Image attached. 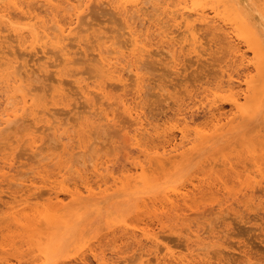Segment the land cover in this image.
<instances>
[{
	"label": "rangeland",
	"instance_id": "374dc122",
	"mask_svg": "<svg viewBox=\"0 0 264 264\" xmlns=\"http://www.w3.org/2000/svg\"><path fill=\"white\" fill-rule=\"evenodd\" d=\"M22 1L26 0L19 3ZM97 1L89 2L94 5L88 6L87 15H82L84 19L74 25L77 27L74 37H79V41L72 39L81 47L77 44L73 49L75 41L71 40L72 45L68 42L75 65L64 67L61 54L56 52L50 53L54 57L46 60L41 53L35 56L30 46L34 44L32 40L28 41H32L30 45L27 42L29 47L25 50L16 41L18 45L11 43L16 36L12 32V39L3 36V43L7 38L11 40L5 44L11 43L14 53L21 52L15 53L17 61L21 60L18 66L28 63L27 69L34 72L30 97L35 103L33 114L29 110L14 130L0 134V264H165L164 261L168 264H264V0H216L206 8L211 18L215 17L213 7H218L222 18L236 19L240 14L262 40L261 56H256L247 42L240 41L237 32L222 19L219 22L222 29L217 30L194 23L199 41L195 53L189 45L191 42H184L185 30L168 21L171 16L160 15V11L153 12L151 8L148 14L145 11L148 24L139 28L140 22L136 23L150 52L142 63L144 81L140 94H137L135 73L124 68L129 65L128 61L121 60L120 66L124 63L122 68L127 70H122L124 77L119 82L111 79L97 59L96 49L99 50L98 45L106 37L121 46L130 39L123 17L114 9L117 0H100V5ZM75 3L59 5L64 9L59 21L64 23L68 13L74 12L71 6L75 7ZM30 4L29 8L35 12L30 11L33 16H38V12L40 16L47 14L48 10L41 4ZM158 19L165 20L163 29L147 30ZM25 20L14 16V24L19 25L14 27L21 28L20 25L27 23ZM53 23L49 24L53 26ZM224 34H228V39ZM162 35L173 40L175 47L170 46L172 41L163 44ZM100 37L104 38L98 41ZM5 44L0 47H8ZM16 45L20 47L18 51ZM2 53L0 48V59ZM259 60H263L260 65ZM2 62L0 71L6 69ZM31 64L34 71L30 69ZM35 64L42 68L47 64L49 72L40 71L41 67L36 71L39 66ZM44 69L48 70L47 66ZM1 83L0 94L7 90L5 83L3 87ZM79 85L91 88L102 85L105 89L108 85L105 95L92 94L93 101L98 102V111L85 108L86 100ZM10 90L6 93L17 95L15 89L12 93ZM59 94L65 98L58 97ZM3 95L0 96L1 111L5 102ZM118 99H128L143 114L148 135L145 132L140 136L139 145L134 140L139 126L124 112ZM236 99L239 107L233 105ZM57 101L63 102L59 106ZM112 103H118L119 108ZM100 104L105 110H99ZM42 110H48L50 115L54 112L55 117L48 115V119L60 124L62 132L45 122L40 114ZM106 110L104 114L116 118L112 123L104 120L105 115L104 121L100 119ZM93 119L99 120V124L92 122ZM95 125L102 126L98 129ZM183 131L187 136L184 140ZM175 146L179 152L171 155L175 157L170 162V157L165 158L168 161L163 159L164 164L157 162L156 156ZM100 162L101 171L97 173L94 166ZM87 184H92L94 189L91 196L86 191ZM78 191L82 192V198L73 201L70 192ZM56 193L63 202L57 201ZM172 199L175 206L168 201ZM47 211L59 217L52 220V226L44 220L43 224L39 223Z\"/></svg>",
	"mask_w": 264,
	"mask_h": 264
},
{
	"label": "bare ground",
	"instance_id": "6f19581e",
	"mask_svg": "<svg viewBox=\"0 0 264 264\" xmlns=\"http://www.w3.org/2000/svg\"><path fill=\"white\" fill-rule=\"evenodd\" d=\"M37 1V2H36ZM36 1H34V0H26L25 1V3L23 2V3H19V0H0V39H1V41H0V44H1V46L3 45L4 46V44L5 43H9V42H11V40L10 41H8L9 39H12V34H10L11 32L13 33V34H15L16 36H15V39H13L14 40V42H11V43H18L19 44V46H21V48H24L25 50H27V46L29 47V45L31 44V42L33 41L34 42V44L36 43L37 45V47H33L34 46V44L33 45H30L31 46V48L34 50V54H35V56H38L40 53L43 55V57H45V60L46 59H50V57H52V56H50V53H52V52H56V53H60L61 55H59V56H61L62 57V60H61V62H62V64H64V67L65 66H69V65H71V64H73V65H75V62H76V59L75 60H73V58H74V56H71V55H74V54H71V52H72V49L71 48H73V49H75L74 48V46H77V44H78V42L76 41V40H78L79 39V37L77 38H75L74 36V34H75V30H76V28L77 27H74V25H77V24H79L84 18H83V16L82 15H87V10L88 9H90L88 6H90V7H92L94 4H95V2H93V0H75V2H73V0H36ZM96 1V0H95ZM100 1V0H99ZM99 1H97V3L96 4H99L100 5V2L101 1H103V0H101L100 2ZM122 1V0H121ZM118 2V0H117V3H119L120 5H118L117 3L116 4H114V2H116V0L113 2V4L116 6H114L115 8L114 9H118L117 10V12L119 13V16H122L123 17V21H124V25L126 26L127 25V27H125V29L126 28H128V30L127 31H129L128 32V36L130 37V39H127V40H129V41H126V43L127 42H129V43H127V44H125L124 46H123V44H122V46H121V44H118L119 42H115V41H113L110 37H106V39H104V42H102V44H99L98 45V47H99V50L98 49H96L97 51H99L98 53H97V56H98V61L100 62V64L102 65V69H104V71L106 72V73H108V74H110L111 75V79L113 78V79H115V80H117V81H119V82H122V78L124 77V76H122V70H123V72H124V70L125 69H123L122 67H123V65H124V63H123V65L122 66H120L121 65V60H126V61H128L129 63V65L126 67V66H124V68H129V69H131V72L133 73H135V76H136V80H137V86H138V88H137V94H140L141 93V90H142V82L144 81L143 80V77H142V75H143V73H141V70H142V67H143V65H142V63L144 62V58L146 59V56H150V52L148 51V49L146 48V45L147 44H145V40H143L142 38L144 37V35H142L141 34V31L142 30H140L139 31V29L137 28L138 27V25H136V23H137V21H139L140 22V24L141 25H139V28H140V26H146V21L148 20V19H146L145 17L147 16V14H148V10H150V8H151V10L152 9H154L153 10V12H158V11H160L161 12V14L160 15H163V16H168V18H169V16H171L172 18H171V20H168L169 22H171V21H173V23H174V25H175V27H178L179 29H184L185 31H184V35H185V37H184V39H185V41L184 42H191V44H189V45H191V47H192V49L194 50V52L196 53L198 50H196L197 49V46H199L198 44V42L199 41H197V36L195 35V33H194V30H195V24L194 23H196V22H198V23H201V24H203V25H207V26H211V27H213L212 29H214V30H217V29H222V27L220 28L219 27V22H220V20L222 19V21L225 23V25H231V27L233 28V30H235V32H237V34H236V37L240 40V41H244V42H247L248 43V46L249 47H251L252 49H253V51H254V53H255V55L256 56H261V51H262V43H261V41L262 40H260V38L256 35V33H255V31L253 30V28L252 27H250V25H249V23L239 14L238 16H236L237 18L236 19H232V18H230L231 16H229V17H224V18H222L221 17V13L219 12V10H218V7H213L212 9H213V11H214V13H215V17H213V18H211L210 16H209V14H208V12H207V10H206V8H207V6H208V4H213L216 0H123V2ZM227 1H229V0H227ZM31 2H33V4H35V5H37V3H39V4H41V6H43V8H45V9H47V10H45V12L47 13V14H44V15H41L42 17H46L45 19H41V16L39 15V12L37 13L38 14V16H33V14L32 13H34L35 14V12H32V11H34V10H32L31 8H29L30 6H31ZM60 2H62V4L60 3ZM89 2H93L92 4H90ZM99 2V3H98ZM105 2H107V1H105ZM224 2H226L225 0H224ZM60 3V4H59ZM75 3V7L74 6H71V7H73V9H74V12H71V13H68V18L67 19H65V22L63 23L62 21H59L58 20V17H59V15L60 14H62L63 12H64V9H62L61 10V7L60 6H62L63 4H66V6H68V5H73ZM78 3V4H77ZM104 3V2H103ZM109 3H111V2H109ZM108 3V4H109ZM24 4H26V5H24ZM33 4H32V6H33ZM38 4V5H39ZM160 4H162V6L160 5ZM60 5V6H59ZM102 5V4H101ZM112 5V4H111ZM148 5L150 6L149 8H147L148 7ZM236 5V4H235ZM95 6H97V5H95ZM104 6V5H103ZM110 6V5H109ZM147 6V7H146ZM230 6H231V4H230ZM27 7V8H26ZM70 7V8H71ZM64 8V7H63ZM111 8V7H110ZM34 9V8H33ZM32 10V11H31ZM37 10V9H36ZM35 10V11H36ZM49 10H50V13H49ZM108 10H110V9H108ZM150 10V11H151ZM14 11L16 12V14L14 15ZM32 13H31V12ZM91 11V10H90ZM147 12V14H146V12ZM86 12V13H85ZM111 12V11H110ZM112 12H113V10H112ZM118 13H117V15H118ZM235 13V12H234ZM36 14V15H37ZM49 14H51L50 15V17H48L47 18V16H49ZM89 14V13H88ZM121 14V15H120ZM156 14H158L159 15V13H156ZM18 16V17H20V18H22V19H26L24 22H26L27 21V23L23 26V25H20L21 26V28H16V27H14V23H16V22H14V16ZM47 15V16H46ZM40 16V17H39ZM52 16V17H51ZM162 16V17H163ZM61 17V16H60ZM122 17H120V18H122ZM152 17H154V16H152ZM83 18V19H82ZM191 18L193 19L194 18V20H191ZM50 19H52V22H51V20ZM163 19V18H162ZM162 19H158V21L156 22L155 21V23H153V24H151L150 22L151 21H148L150 24H149V26H148V28H147V30H151V29H153V28H157L156 29V31L157 30H162L163 29V25H164V23H165V20H162ZM17 20V19H16ZM46 20H48V21H46ZM49 20H50V22H49ZM156 20H157V18H156ZM33 21H35V22H33ZM162 21H164V22H162ZM53 23V26H51L49 23ZM122 23V22H121ZM166 23H167V21H166ZM218 23V24H217ZM137 24H139V23H137ZM148 24V23H147ZM217 24V25H216ZM2 25H4V28H2L3 26ZM50 25V26H49ZM123 25V24H122ZM123 25V26H124ZM136 25V26H135ZM169 25V24H168ZM15 26H19V25H15ZM197 26V25H196ZM237 28H235V27ZM171 27H173L172 25H171ZM200 27H202V26H200ZM198 29V28H197ZM5 30H7V31H9V34L11 35V36H8V35H6L7 33H4L5 32ZM145 30V29H144ZM164 30H165V28H164ZM169 30V29H168ZM167 30V31H168ZM6 31V32H7ZM162 32V31H161ZM161 32H159V33H161ZM172 32V31H171ZM211 32V31H210ZM5 35H4V34ZM158 33V34H159ZM165 33V32H164ZM168 33H170V32H168ZM3 34V35H2ZM161 34H163V33H161ZM171 34V33H170ZM152 35V34H151ZM160 35V34H159ZM226 37H227V39H228V34H224ZM3 36H7V37H9V39L7 38L5 41H4V43L2 42V39H4L3 38ZM153 36V35H152ZM163 36V35H162ZM213 36L214 37H216L217 36V34H216V36L214 35V33H213ZM11 37V38H10ZM74 37V38H73ZM149 37V36H148ZM147 37V39H149ZM191 37V38H190ZM226 37L225 38H223L224 40L226 39ZM76 39V40H73V39ZM104 37H100V38H98L97 40L99 41H101L102 39H103ZM146 38V37H145ZM169 38H171V37H169ZM12 40V41H13ZM29 40H32V41H30V43L28 42ZM71 40H73V41H75V45H72L71 43L73 42H71ZM81 40V39H80ZM162 41L161 42H163V44L164 43H166L167 45L168 44H170V41H172V44H170V46L172 45L173 47L172 48H174L175 47V45L173 44L174 42H173V40H169L168 39V36H163L162 37V39H161ZM16 41V42H15ZM70 41V45H72V47L70 48L69 47V44H68V42ZM79 41V40H78ZM220 41H222V40H220ZM227 41V40H226ZM229 41V40H228ZM27 42L29 43V45L27 44ZM181 42V41H180ZM7 44L8 45V47H6V48H8V50H13V49H15L14 47H13V45L12 44ZM16 43V44H17ZM150 43H151V41H150ZM228 43H230V44H232V42H228ZM17 44V45H18ZM26 44V45H25ZM9 45H11V47L9 46ZM16 45V46H17ZM119 45V46H118ZM157 45V44H156ZM180 45V44H179ZM201 45V44H200ZM228 45V44H227ZM15 46V47H16ZM19 46H17L16 47V50H17V48L19 47ZM78 46H79V44H78ZM158 46V45H157ZM170 46H168V48L170 47ZM202 46V45H201ZM13 47V48H12ZM81 47V45L79 46V48ZM229 47V46H228ZM1 48V50H2V48H3V53H2V55H3V57H6V59L5 60H3V57L0 59L1 61H3L2 63V66H3V68L5 69V70H1L0 71V80H1V78L3 79L0 83L2 84L1 86L3 87V83H5L4 84V86L7 88V90L6 91H8L9 89H11L9 92H11L12 90H14L15 89V93H17V95H15V96H12L11 94V96L12 97H9L10 95H9V93L7 92L6 93V91L5 90H3V88H2V90L5 92V94L7 95V97L5 96V95H3V93L2 94H0V96H5V102H3V110L1 111V108H0V134L3 132L4 133V131H8V130H14V127H16V123L17 122H19L20 120H21V118L27 113L28 114V112H29V110H30V112H31V114H33L34 113V111H33V102H34V100L30 97V93H31V91H32V89H31V87H32V83L34 82V80H31L32 78H31V76L34 74V72L33 73H31L30 72V70L29 69H27L28 68V63H27V65H24V66H22L21 64H20V66H18V64L21 62V60H20V62L19 61H17V60H19L18 58H17V55L15 54V53H17V52H15L14 53V50L12 51V52H9V51H4V49H6V48H4V47H0ZM11 48V49H10ZM171 48V49H172ZM19 49H20V47H19ZM226 49H227V47H226ZM18 51V50H17ZM24 51V50H23ZM71 51V52H70ZM6 52H8V53H10L9 55L10 56H15L17 59L15 60L13 57H9L8 58V54L6 55ZM76 51H74V53H75ZM146 52H149V55L148 54H146ZM169 52H171V50L169 51ZM221 52V51H220ZM228 52V51H227ZM21 53V52H20ZM20 53H17V54H20ZM33 53V52H32ZM31 53V55H33ZM79 53V52H78ZM171 53H173V51L171 52ZM12 54V55H11ZM146 54V55H145ZM153 54V53H152ZM187 54H188V52H187ZM78 55V54H77ZM96 55V54H95ZM171 55H173L174 56V54H171ZM199 55V54H198ZM226 55H227V53H226ZM57 56V55H56ZM59 56H57V57H59ZM200 56V55H199ZM203 56V55H202ZM201 56V57H202ZM54 57V56H53ZM57 57H56V59H57ZM75 58H76V56H75ZM153 58V57H152ZM260 59V58H259ZM41 60V62H42V59H40ZM32 61V60H31ZM35 61V60H34ZM36 61H38L39 62V60H36ZM35 61V62H36ZM49 61V60H48ZM75 61V62H74ZM125 61V62H126ZM262 61L263 60H259L257 63H258V65H260L261 63H262ZM19 62V63H18ZM28 62H30V61H28ZM33 62V61H32ZM31 62V63H32ZM43 62H46V61H43ZM18 63V64H17ZM34 63V62H33ZM37 63V62H36ZM48 65L49 64H51V61L50 62H46ZM264 63V62H263ZM15 64H17V65H15ZM38 64H41V66L42 65H44L43 63H38ZM47 64H45V66H47V68H48V70L46 69V71H45V69H44V67L42 68L41 66H37V64H35L37 67H38V69L36 70V71H38L39 70V68H40V71L41 70H43V72L44 73H46L47 71L49 72V67H48V65ZM146 64V63H145ZM22 66V67H21ZM0 67H1V64H0ZM30 67V66H29ZM68 67H66V69H67ZM30 69H33V71H34V65H32L31 64V68ZM126 69V70H127ZM125 70V71H126ZM145 72V71H144ZM32 74V75H31ZM64 74V73H63ZM142 74V75H141ZM61 75V74H60ZM61 76H63V75H61ZM63 78V77H62ZM110 79V80H111ZM145 79V78H144ZM33 81V82H32ZM60 82L59 83H61V80H59ZM247 83H248V81H247ZM81 85V84H80ZM79 85V86H80ZM109 85V84H108ZM108 85L106 86L107 88H108ZM86 87H84V85L83 86H80V90L82 91V97L86 100V102L84 101V103H85V108H87V107H89L90 109H92V110H94V108H96L97 106V104H98V102H94L93 101V98H92V94L94 95V93H98V95L100 96V95H105V91H107V88L105 89V87L104 86H102V85H98V86H95V87H93V88H91L90 87V85H85ZM144 84H143V88H144ZM4 87V88H5ZM110 87H111V85H110ZM118 87H121V86H119L118 85ZM124 87H125V85H124ZM123 87V88H124ZM127 87V86H126ZM5 88V89H6ZM122 88V87H121ZM120 88V89H121ZM64 89V88H63ZM62 90V89H61ZM57 91V90H56ZM112 91V90H111ZM12 93V92H11ZM57 93H58V91H57ZM62 94V93H61ZM97 94L96 95H94V96H98ZM106 95H109L108 94V92L106 93ZM61 95L59 94L58 95V97H60ZM67 96V95H66ZM55 98H56V95L54 96ZM57 97V98H58ZM63 99L65 98V97H63V95L61 96ZM82 97H81V99H82ZM113 97H115V96H113ZM4 98V97H3ZM2 98V99H3ZM18 98H20L21 99V102L18 100ZM68 98V97H67ZM104 98V97H103ZM109 98H111V96L109 95ZM119 98V97H118ZM139 98V97H138ZM137 97H136V99H138ZM17 99V101L18 102H20V103H17V101H15ZM112 99V98H111ZM111 99H110V101H111ZM114 99V98H113ZM112 99V100H113ZM121 99H122V97H121ZM135 99V100H136ZM60 100V99H59ZM62 100V99H61ZM128 100V99H127ZM127 100H125V101H122V100H120V99H118V101H121V102H118V103H122V106H123V108H124V112L125 113H127V115H129V117H131V119L132 120H134V123H136L139 127H138V130L136 131V136H135V142H136V140H137V145H139V141H138V139L140 138V136H142V135H144V133L146 132H148L147 131V129H146V123H145V121H144V119H143V117H142V115H141V113H140V111L138 112V109L136 108V106L135 105H133V103L132 104H130L129 102H127ZM64 101V100H63ZM63 101H60V103L58 102V104L57 105H61V102H63ZM97 101H98V99H97ZM100 101V100H99ZM56 102V103H57ZM0 103H2L1 101H0ZM16 103V104H15ZM35 103V102H34ZM96 103V104H95ZM118 103L117 104H114V103H112L113 105H117L118 106ZM43 104V103H42ZM66 104V103H65ZM72 104V103H71ZM71 104L70 105H68L69 106V108H70V106H71ZM87 104V105H86ZM104 104V103H103ZM110 104V103H109ZM1 105V104H0ZM49 105V104H48ZM59 105V106H60ZM64 105V104H63ZM67 105V104H66ZM105 105V104H104ZM104 105L102 106V104H100V107H99V110H100V108H101V106L102 107H104ZM233 105L235 106V107H239L240 106V104H239V100L238 99H236V100H234L233 101ZM74 106V105H73ZM83 106V107H84ZM109 106H111V105H109ZM1 107V106H0ZM66 107V106H65ZM72 107V106H71ZM108 107V106H107ZM112 107V106H111ZM120 107H121V104H120ZM35 108V107H34ZM63 108V107H62ZM88 108V109H89ZM118 108H119V106H118ZM122 108V109H123ZM203 108V107H202ZM98 108H96L95 109V111H98L97 110ZM101 109H103V108H101ZM53 110H54V108H53ZM103 110H105V108L103 109ZM108 113L110 114V109L108 108ZM112 110V109H111ZM70 111H72V109H70ZM102 111V110H101ZM41 112H42V117H43V119L44 120H46L45 122L47 123V124H50L51 123V120L50 119H48L51 115H52V117H55L54 115V112H53V114L51 113V115L50 114H48L49 112H48V110H42V111H40V114H41ZM55 112H57V111H55ZM68 112V111H67ZM107 112V110L106 111H103V114L100 116V117H102L103 115H105V119H104V117H102V118H100V119H104V120H106L107 122H110V123H112V121H115V119H114V117H112V114H111V116L109 115V114H104V113H106ZM114 112V111H113ZM112 111H111V113H113ZM117 112V111H116ZM210 112V111H209ZM36 113V112H35ZM59 113V112H58ZM58 113H56V114H58ZM30 114V113H29ZM39 114V113H38ZM39 114V115H40ZM61 114V113H60ZM92 114V113H91ZM94 115H95V113H93ZM205 115H206V112L204 113ZM48 115H49V117H48ZM114 115H116V113L114 114ZM215 115V114H214ZM213 115V116H214ZM37 116V115H36ZM33 117V116H32ZM41 117V118H42ZM51 117V118H52ZM97 117V116H96ZM111 117L114 119H111ZM116 117V116H115ZM40 118V119H41ZM99 119V118H98ZM44 120H42L43 122H44ZM94 120V119H93ZM103 120V121H104ZM96 120H94V121H92V122H95ZM97 121H99V120H97ZM96 121V122H97ZM105 121V122H106ZM219 121H220V119H219ZM218 121V122H219ZM21 122V121H20ZM91 122V121H90ZM91 122V123H92ZM95 122V123H96ZM37 123V122H36ZM25 124V123H24ZM93 124L94 123H92V125L91 126H93ZM97 124H99L98 122H97ZM15 125V126H14ZM46 125V124H45ZM104 125V124H103ZM148 125V124H147ZM220 125V124H219ZM99 126V125H98ZM100 126H102V125H100ZM99 126V127H100ZM106 126V125H105ZM46 127V126H45ZM49 127V126H48ZM47 127V128H48ZM50 127L51 128H53V129H55V131H58L59 133L60 132H62L61 131V125L60 124H55L54 122H52L51 124H50ZM95 127H96V125H95ZM99 127H96V128H98L99 129ZM105 128V127H104ZM41 129V128H40ZM39 129V130H40ZM50 129V128H49ZM52 129V130H53ZM93 130H95V128L93 129ZM104 130V129H103ZM19 131V130H18ZM96 131V130H95ZM87 132V131H86ZM90 132V131H89ZM17 133V132H16ZM15 133V134H16ZM34 133H36L35 131H34ZM92 133V132H91ZM95 134H96V132H94ZM135 133V132H134ZM152 133V132H151ZM5 134V133H4ZM7 134V133H6ZM56 134H58V133H56ZM66 134V133H65ZM90 134V133H89ZM150 134V133H149ZM94 135V134H93ZM147 135H148V133H147ZM158 135V134H157ZM2 136H4V135H2ZM11 136V135H10ZM15 136V135H14ZM14 136H12V137H14ZM61 136V135H60ZM144 138V137H143ZM151 138V137H150ZM153 138V137H152ZM156 138V137H155ZM187 138V136H186V131L184 132L183 131V136H182V139L184 140V139H186ZM69 139V138H68ZM148 139V138H147ZM157 139V138H156ZM63 140H64V137H63ZM133 140V141H134ZM174 140H176L175 138H174ZM8 141H10V139L8 140ZM173 141V140H172ZM95 142V141H94ZM100 142V141H99ZM102 142V141H101ZM184 142V141H183ZM194 142V141H193ZM37 143V142H36ZM146 143V142H145ZM171 143V142H170ZM174 143V142H173ZM190 143V142H189ZM33 145L35 144V143H32ZM99 143H97V145H98ZM149 144V143H148ZM175 144V143H174ZM194 144V143H193ZM37 145V144H36ZM171 145V144H170ZM173 145V144H172ZM195 145V144H194ZM31 146V145H30ZM191 146H192V144H191ZM34 147V146H33ZM33 147H31V148H33ZM193 147V146H192ZM34 148H36V146L34 147ZM155 149V148H154ZM156 149H157V147H156ZM145 150V149H144ZM179 150V148H178V146H175L172 150H170L169 152L168 151H164L163 152V155L161 154V156H156V158H155V156H154V158L157 160V162L158 163H166L165 161H168L169 160V162L172 160V158H174L175 156H171L173 153H176V152H179L178 151ZM181 150V149H180ZM146 151V150H145ZM160 152V151H159ZM158 152V155H160V153ZM37 153V152H36ZM164 158H163V157ZM166 157H170V158H168V160H165V158ZM177 157V156H176ZM154 159V160H155ZM165 161H164V160ZM163 163V164H164ZM162 164V165H163ZM100 165L102 166V162H100V163H98V164H96L95 166H94V170H95V172H99V171H101V169H100ZM160 165V164H159ZM161 166V165H160ZM81 168V167H80ZM107 169V168H106ZM84 172V171H83ZM105 176V175H104ZM102 177V176H101ZM6 178V177H5ZM99 178V177H98ZM116 182V181H115ZM90 183V182H89ZM65 185V184H64ZM67 185V184H66ZM92 185V184H91ZM90 184H87L86 185V191H87V193H89V196H91V195H93L92 193H93V190H92V186H91ZM62 187V186H61ZM95 187V186H94ZM100 188V187H99ZM98 188V189H99ZM85 190V189H84ZM95 190H97V189H95ZM183 190V189H182ZM181 190V191H182ZM62 191V190H61ZM82 191V190H81ZM70 192L71 193V195H70V198H72L73 199V201H77L78 199H80V198H82V192ZM85 191V192H86ZM176 193H178L177 191H176ZM180 193V192H179ZM69 194V193H68ZM185 194V193H184ZM184 194H181V195H184ZM186 194H188V193H186ZM185 194V195H186ZM177 195V194H176ZM179 195H177V197H178ZM189 196V195H188ZM187 196V197H188ZM103 197V196H102ZM184 197V196H183ZM182 196H180V198H183ZM83 198H84V196H83ZM56 199H57V201L58 202H63V200L61 199V196L58 194V193H56ZM186 199H185V197H184V201H185ZM168 201H170V204L173 206H175L176 204H175V202L173 201V199L172 200H168ZM187 202H189V200H187ZM186 202V203H187ZM194 202H196L195 200L193 201V203ZM59 203V204H60ZM179 203V202H178ZM75 204H77V203H75ZM187 204H189V203H187ZM79 205V204H78ZM217 205H219V204H217ZM171 206V207H172ZM164 210H165V208H164ZM172 210V209H171ZM46 211V210H45ZM53 211H47V213L46 214H43L44 216H42L41 217V221L39 220V223L41 222L42 223V220H44V222H47L46 224L47 225H51L52 224V220L53 219H55L56 217L57 218H59L58 217V215L56 214L55 215V213H52ZM42 213V212H41ZM43 213H45V212H43ZM151 213V212H150ZM167 213V212H166ZM29 214V213H28ZM31 214V213H30ZM30 214H29V217H30ZM34 215H36V214H34ZM33 215V216H34ZM38 215V214H37ZM36 215V216H37ZM41 215V214H40ZM32 216V215H31ZM35 217V216H34ZM38 217V216H37ZM23 218H24V216H23ZM264 218V217H263ZM30 219H31V217H30ZM38 219H40V218H38ZM17 220V219H16ZM37 220V219H36ZM63 220H65V219H63ZM18 221H20V220H18ZM29 221V220H28ZM31 222V221H30ZM66 222H67V220H66ZM21 223V222H20ZM51 223V224H50ZM69 223V222H68ZM22 224H23V222H22ZM31 224H32V222H31ZM43 224V223H42ZM60 224V223H59ZM37 225V224H36ZM35 225V226H36ZM57 225H58V223H57ZM56 225V226H57ZM71 225V224H70ZM52 226V225H51ZM58 226H60V225H58ZM64 226H65V224H64ZM217 227V226H216ZM33 228V227H32ZM42 228V227H41ZM264 228V227H263ZM27 229V228H26ZM43 230H44V228H42ZM209 232H210V230H209ZM122 233V232H121ZM126 233V232H125ZM145 235V234H144ZM46 236V235H45ZM132 236H133V234H132ZM48 237H50V236H48ZM135 236H133V238H134ZM219 237V236H218ZM43 238V237H42ZM132 238V240H134ZM147 238V237H146ZM46 239V238H45ZM128 239H130V238H128ZM157 239V238H156ZM215 239V238H214ZM219 239V238H218ZM46 240H48V238L46 239ZM135 240H137V238L135 239ZM139 240V239H138ZM141 240V239H140ZM185 240V239H184ZM188 240V239H187ZM187 240H186V242H187ZM49 241V240H48ZM157 241V240H156ZM222 242V241H221ZM50 243V242H49ZM202 244V243H201ZM201 244H200V246H201ZM193 246V245H192ZM218 246V245H217ZM110 248V247H109ZM190 248V247H189ZM193 248V247H192ZM202 249H203V247H201ZM112 250V249H111ZM115 250V249H114ZM195 250V249H194ZM198 250V249H197ZM201 250V249H200ZM105 251V250H104ZM215 251H217V250H215ZM157 252H159V250L157 251ZM157 252H156V255H157ZM150 253V252H149ZM161 253V252H160ZM207 253V252H206ZM218 253L219 252H216V254L218 255ZM224 253V252H223ZM249 253V252H248ZM95 254V253H94ZM151 254V253H150ZM202 254V253H201ZM205 254V253H204ZM203 254V255H204ZM213 254V253H212ZM250 254V253H249ZM206 255H208V254H206ZM247 255V254H246ZM159 256V255H158ZM251 256V255H250ZM95 257V256H94ZM102 257H104V256H102ZM186 257V256H185ZM184 257V258H185ZM199 257V256H198ZM210 257V256H209ZM213 257H214V255H213ZM218 257H219V255H218ZM239 257V256H238ZM174 258V257H173ZM195 258V257H194ZM221 258V257H220ZM241 258V257H240ZM249 259H250V257H248ZM96 259V258H95ZM157 259H158V257H157ZM160 259V258H159ZM157 260V261H160V260ZM164 259H165V257H164ZM164 259H162V260H164ZM171 259V257L169 258V260ZM187 259V258H186ZM209 259V258H208ZM237 259V258H236ZM98 260V259H97ZM201 260V259H200ZM211 260V259H210ZM101 261V260H100ZM108 261V260H107ZM188 261V260H187ZM196 261H197V258H196ZM201 261H203V259L201 260ZM82 262H85V261H82ZM104 262H106V261H104ZM198 262V261H197ZM204 262V261H203ZM207 262V261H206ZM164 263L166 264L167 263V261H164ZM169 263V262H168ZM167 263V264H168ZM171 263V262H170ZM192 263V262H191ZM201 262H199V264H200ZM214 263H216V262H214ZM249 263V262H248ZM163 264V263H162ZM194 264V263H193ZM210 264H211V262H210ZM252 264H253V262H252Z\"/></svg>",
	"mask_w": 264,
	"mask_h": 264
}]
</instances>
